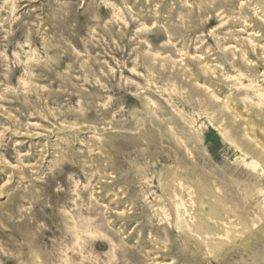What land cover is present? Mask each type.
Returning <instances> with one entry per match:
<instances>
[{
	"label": "rangeland",
	"instance_id": "obj_1",
	"mask_svg": "<svg viewBox=\"0 0 264 264\" xmlns=\"http://www.w3.org/2000/svg\"><path fill=\"white\" fill-rule=\"evenodd\" d=\"M263 51L264 0H0V264H264ZM178 160L251 229L219 260Z\"/></svg>",
	"mask_w": 264,
	"mask_h": 264
},
{
	"label": "bare ground",
	"instance_id": "obj_2",
	"mask_svg": "<svg viewBox=\"0 0 264 264\" xmlns=\"http://www.w3.org/2000/svg\"><path fill=\"white\" fill-rule=\"evenodd\" d=\"M243 3L241 1V4ZM253 46L256 47L254 44ZM247 125L248 129L254 132L250 123ZM229 140L237 144L234 136H230ZM252 142L259 146L264 153V147L260 146V142ZM239 148L243 147L239 145ZM261 150L250 146L246 147V152L255 156H259ZM174 153L176 157L181 155L178 149ZM166 176L167 185L165 188L176 218V227L188 242H192L194 246L205 251V254L213 255L215 259L219 260L231 244L242 246V243L239 242L241 237L238 236L242 233L244 235L252 234L245 219L234 214L233 209L227 208L216 192L210 190L208 181L201 178L193 166L184 165L178 160V162L166 166ZM262 202L264 204V199ZM238 238L240 239L237 240Z\"/></svg>",
	"mask_w": 264,
	"mask_h": 264
}]
</instances>
